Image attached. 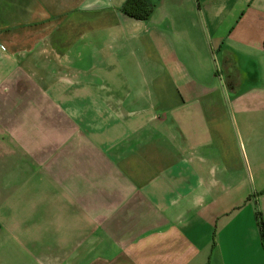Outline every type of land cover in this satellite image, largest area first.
Here are the masks:
<instances>
[{
  "label": "crops",
  "instance_id": "crops-1",
  "mask_svg": "<svg viewBox=\"0 0 264 264\" xmlns=\"http://www.w3.org/2000/svg\"><path fill=\"white\" fill-rule=\"evenodd\" d=\"M0 0V264H264V0Z\"/></svg>",
  "mask_w": 264,
  "mask_h": 264
},
{
  "label": "trees",
  "instance_id": "trees-1",
  "mask_svg": "<svg viewBox=\"0 0 264 264\" xmlns=\"http://www.w3.org/2000/svg\"><path fill=\"white\" fill-rule=\"evenodd\" d=\"M120 9L127 15L139 19H146L152 10V6L147 4L144 0H125ZM261 237L264 239V228L262 224Z\"/></svg>",
  "mask_w": 264,
  "mask_h": 264
}]
</instances>
